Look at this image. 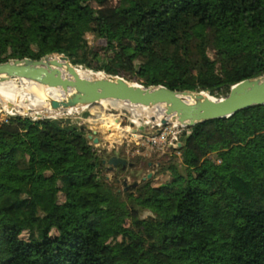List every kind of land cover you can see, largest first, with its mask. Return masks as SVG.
Masks as SVG:
<instances>
[{"label":"trees","instance_id":"16d2710c","mask_svg":"<svg viewBox=\"0 0 264 264\" xmlns=\"http://www.w3.org/2000/svg\"><path fill=\"white\" fill-rule=\"evenodd\" d=\"M35 4L0 0V63L57 53L215 98L264 74V0ZM88 33L108 61L88 50ZM175 150L170 181L121 194L98 176L103 159L71 120L0 129V264H264V106L198 124Z\"/></svg>","mask_w":264,"mask_h":264},{"label":"water","instance_id":"95a60500","mask_svg":"<svg viewBox=\"0 0 264 264\" xmlns=\"http://www.w3.org/2000/svg\"><path fill=\"white\" fill-rule=\"evenodd\" d=\"M10 81H29L66 95L60 100L45 97L52 111L76 110L102 101H116L149 109L162 108L161 125L177 124L186 128L227 119L254 106H264V74L238 82L225 97L216 99L204 92L169 90L162 85L144 87L118 75L97 72L89 78L80 77L69 59L57 53L38 60L10 59L0 63V83ZM108 164L110 170L118 165L124 169L127 161L111 157Z\"/></svg>","mask_w":264,"mask_h":264},{"label":"rangeland","instance_id":"374dc122","mask_svg":"<svg viewBox=\"0 0 264 264\" xmlns=\"http://www.w3.org/2000/svg\"><path fill=\"white\" fill-rule=\"evenodd\" d=\"M29 8L31 12L36 11L35 0H29ZM74 16V11H67L65 14L67 19ZM86 41L88 50L97 54L100 61L104 62L110 59L111 53H105L102 50L105 46L104 41L96 39L91 33L86 35ZM92 61L95 67L96 60L93 59ZM75 67L79 73L88 76L96 73L82 66ZM98 73L105 74L102 71ZM120 77L133 83H141V80L133 77L128 69L127 71H120ZM152 109L155 112L151 114L152 117L160 116V108ZM131 110L129 104H110V101H103L101 105L96 104L91 107L76 109L68 116L44 117L41 120L69 119L84 129L89 144L99 158L106 162L104 167L98 171V176L104 178L113 191H119L123 194L145 182H149L151 186L156 187L170 181L171 177L164 168L171 162H180L179 154L171 143L172 133L177 131V128H173L172 124L161 125L159 123L157 125L155 120L151 121V119L144 116L134 117ZM15 117L26 118L16 119ZM25 119L37 120V118L22 115H10L0 107V129H7L10 124L23 125ZM152 139H156V142H152ZM111 157L126 160L125 168L120 169L118 165L110 170L111 166L108 164V160ZM210 158L215 159L214 156H210ZM134 184H136L135 187H133ZM135 194L133 193V195ZM100 207H103V204H100ZM130 213L134 214L133 209H130ZM138 215L140 218H145L150 213L147 210H139ZM126 225H129V221L126 222ZM70 226L71 222L66 221L65 227L69 228Z\"/></svg>","mask_w":264,"mask_h":264},{"label":"bare ground","instance_id":"6f19581e","mask_svg":"<svg viewBox=\"0 0 264 264\" xmlns=\"http://www.w3.org/2000/svg\"><path fill=\"white\" fill-rule=\"evenodd\" d=\"M77 74L80 77H85V78L91 77V75L88 76L86 74L79 73L78 71ZM65 96L66 95L61 94L59 90L50 89L47 87H41L29 81H18V82L10 81V82L0 83V107L10 115H22L30 118L31 117L55 118V117L68 116L71 113H73L75 109H71L68 111H62V110L52 111L49 109L48 104L45 102V97L60 100ZM102 103L103 101L100 102L99 104L101 105ZM112 103H123V102L110 101V104ZM7 104H10L11 106L9 107ZM129 107L132 108L131 111L134 117L144 116L148 119H151V121L152 119H154L157 125L162 119H164L162 108L160 109L159 107L157 108L161 111L159 112L160 116L152 117L151 114L155 113L153 112V109L144 108L140 106H131V105H129ZM114 108L117 109L116 107Z\"/></svg>","mask_w":264,"mask_h":264},{"label":"built area","instance_id":"2783aa9c","mask_svg":"<svg viewBox=\"0 0 264 264\" xmlns=\"http://www.w3.org/2000/svg\"><path fill=\"white\" fill-rule=\"evenodd\" d=\"M173 128H177V131H175L174 133H172V145L177 148L179 145V139L181 136L185 135H189L190 134V128H186L177 124H172ZM152 142H156V139H152Z\"/></svg>","mask_w":264,"mask_h":264},{"label":"flooded vegetation","instance_id":"af4514ba","mask_svg":"<svg viewBox=\"0 0 264 264\" xmlns=\"http://www.w3.org/2000/svg\"><path fill=\"white\" fill-rule=\"evenodd\" d=\"M105 163H106L105 160H103V164L104 165H105ZM119 166H120V169H123L121 165H119Z\"/></svg>","mask_w":264,"mask_h":264}]
</instances>
